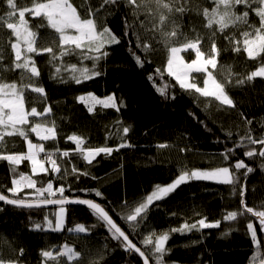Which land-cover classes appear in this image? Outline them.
Listing matches in <instances>:
<instances>
[{"label":"trees","instance_id":"trees-1","mask_svg":"<svg viewBox=\"0 0 264 264\" xmlns=\"http://www.w3.org/2000/svg\"><path fill=\"white\" fill-rule=\"evenodd\" d=\"M81 5L84 0H73ZM93 6H98L101 0H90ZM25 5L31 0H23ZM208 6L207 0H190L192 11L177 22L185 34L194 35L193 29L201 35H206L202 27L204 21L198 15L197 9ZM241 10H243L241 8ZM6 11V5L0 0V12ZM128 10L124 7L117 9L113 15L101 17L117 35H122L125 22L122 19ZM41 21L31 20L32 25ZM250 22L258 24V18L250 13ZM137 30L143 32L137 27ZM5 33L7 30L0 29ZM42 46L52 44L53 35L49 29H39ZM239 35L238 31L228 29L225 33L217 34V46L221 49L218 57V67L213 70L217 79H224L226 69H231L232 85L227 91L236 107L221 105L214 98L199 97L189 94L179 88L173 78L165 73L163 80L155 75L157 68L166 65L167 52L162 44H157L153 53L146 54L137 50L147 62L141 68L136 65L129 53V47H134L135 35L130 34L127 40L122 39L118 45H112L107 50L109 56L99 61L97 69L101 75L80 84L69 78L67 72H62L61 78H53L55 66L60 61L49 63L50 55L42 53L35 57L41 75L38 78L46 91V100L34 102L38 110L50 105L52 108L49 120H54L57 126V139L46 141V151L57 152L56 159L61 167V173L34 175L33 179L41 180L46 186L52 180L54 190L61 185L65 187L66 197H87L107 205L112 211L110 215L121 226L130 238L142 250L152 246L142 245V241L153 232L157 235L169 233L165 247L170 250L165 259L168 264H255L264 259V245L257 249L251 242L246 223L252 221L254 226L258 221L250 215L238 217L236 221H223L222 217L229 211L238 210L239 197L233 191L232 185L214 181L191 180L182 184L175 192L161 201L150 206L147 215L139 221L135 231L128 222L120 219L126 212L142 202L156 185L171 183L183 170H214L216 167L227 166L222 159V153L227 148H235L240 138L249 131L254 139L264 137V78L236 85V79H244L257 67L264 63V54L258 60H250L243 51H232V45L225 35ZM131 41V45L129 44ZM209 43L205 42V48ZM6 51L10 49L5 45ZM58 52V49H56ZM186 61L194 58V53H184ZM65 62L76 63L77 57H65ZM5 64L11 63V57L5 59ZM91 67L90 61H85ZM223 66V69L222 67ZM8 78L18 79L16 73H7ZM153 75V80H149ZM202 86V77L198 76ZM165 83L171 85L168 96H162L156 91ZM93 93L100 97L116 94L119 102L125 105L119 111L113 108L94 107L93 112L87 110L85 103L78 100L81 95ZM175 97L174 99L170 97ZM247 121H252L248 124ZM129 127L125 135L123 128ZM231 133V135H229ZM76 135L83 143L80 148L85 150L97 147H117L127 143L130 147L113 151L111 155L101 153L94 162L89 164L77 150V145L67 139ZM34 143H39L34 134H30ZM237 149L238 158L254 168L245 178L244 169L236 173L239 184L245 185V199L248 206L264 210V169L260 164L264 158L259 156L248 158L243 152L260 145H249ZM26 142L22 138H7V152H26ZM64 151L69 152L63 157ZM43 155V154H42ZM235 163V159L230 161ZM46 167L51 165L46 163ZM78 169L74 174L72 168ZM32 175L30 163L25 161L18 166V172ZM87 173V175H84ZM63 175V179L60 176ZM95 177V179H93ZM18 174L11 173L7 162L0 161V190L5 194L12 187L11 179ZM41 185L38 183L37 187ZM239 185H237V188ZM95 190L103 194V199L95 196ZM34 189H24L19 195L24 197L33 193ZM59 193L56 197L58 198ZM52 209H19L0 203V256L5 261L20 260V264H43L42 250H52L54 253L67 244L80 251L82 259L68 261L61 257V264H142L136 254H129L121 245L122 240L112 238L106 227L101 226L91 211L84 207H68L67 227L62 232L35 229V224L45 226L44 217L56 212ZM206 222L221 221L219 228L193 230L192 232L172 233L170 229L180 228L184 223H196L201 218ZM77 224L85 225V233L67 231ZM96 225V227H92ZM258 238L261 235L257 227ZM20 249L24 250L20 257ZM257 257L253 260V257ZM48 264H53L49 261Z\"/></svg>","mask_w":264,"mask_h":264},{"label":"snow or ice","instance_id":"snow-or-ice-1","mask_svg":"<svg viewBox=\"0 0 264 264\" xmlns=\"http://www.w3.org/2000/svg\"><path fill=\"white\" fill-rule=\"evenodd\" d=\"M3 3L6 5V11L0 12V29L7 30L8 39L5 41V33L0 32V161L7 162L11 173L18 174V178L11 179L12 187L7 189L10 195L0 190V202L29 209L48 205L59 206L58 211L51 214L54 217V223L48 215H45V226L35 224L37 230H50L57 233L62 232L66 227L65 205H86L101 226L106 227L111 233L113 239L122 240L121 247L125 251L142 258V264H168L165 259L166 254L170 252L165 247L166 241L169 240L168 233L157 235L153 232L141 242L144 246L152 247L142 250V247H138L137 243L129 238V234H126V231L113 219L110 215L112 210L107 205L92 199H69L64 195L63 185L54 190L52 180H48L45 186L43 181L33 179L34 175L41 173H61V167L55 158L59 149L56 152L46 151L43 143L57 139L55 121L47 119L52 114V108L46 105L42 110H38V106L34 103L41 101L42 98L46 100L45 88L38 83L41 70L37 66L35 57L48 53L49 63L60 61L59 66H55L53 78H61L60 74L67 72L72 81L80 84L100 76L102 73L97 69V65L100 60L109 56L107 49L112 45L120 44L122 39L127 40L132 34L135 35L136 42L134 47L130 46L128 50L137 66L143 68L147 62L146 56L142 58L137 54V50L150 54L156 50L157 44H162L167 52L166 65L163 68H157L155 75L163 80L166 73L168 77L175 80L180 89L189 94L214 98L221 105L235 108L236 105L227 91L229 85L233 83L231 69L224 70L227 72L224 79H217L213 72L218 67V57L221 53L216 37L218 33L223 34L228 29H234L238 31V36L233 33L224 37L232 45V51L237 53L243 51L248 59L254 61L261 58L264 54V0H207L208 6L197 9L198 15L203 18L202 27L206 30V35H201L193 29L192 36L185 34L177 22L192 11L190 0H101L98 6H93L90 0H84L81 5L74 4L73 0H31L30 6L25 5L23 0H3ZM120 7L128 10L122 16L126 30L122 35H117L101 21V17L113 15ZM250 13H254L258 18V24L250 22ZM37 18L41 22L38 25H32L31 20ZM137 27L143 32L138 31ZM42 28L51 30L50 35L54 34L52 44L49 46H42L39 43L42 39L39 29ZM206 41L209 43L207 48H205ZM131 43L129 41L130 45ZM5 45L10 52L6 51ZM181 53H194V58L186 61ZM8 56L11 57V63L5 64L4 61ZM65 57H77L79 66L76 63L65 62ZM85 61H90L91 67L85 64ZM221 67L223 69V66ZM7 73H16L18 79L10 80ZM198 76L202 77V86L198 82ZM258 77L264 78V63L251 71L246 78L236 79L235 84L242 85ZM148 79L155 83L153 75H149ZM61 81L66 82L62 78ZM169 87L171 85L165 83L157 87L156 91L167 97ZM78 100L86 104L90 113L94 111L96 105L113 108L116 111H119L122 106V101L118 103L115 94L101 99L93 93H88L78 97ZM247 123L251 124L252 121ZM129 131V127L123 128L125 135ZM30 134H34L40 142L34 143L29 138ZM14 137L22 138L26 142V152L6 153L7 138ZM67 139L77 145V150L89 164L101 153L111 155L113 151L130 147L127 143H121L115 148L108 146L90 148L85 154L84 149L80 148L83 143L81 137L72 135ZM245 141L249 145L261 146L258 152L256 148L245 150L243 152L245 157L264 158V137L254 139L249 131L240 138V143L236 144L235 148H227L221 154L227 166L216 167L211 171L183 170L166 186L156 185L142 202L131 207L120 219L137 222L131 225L135 231L139 221L147 215L150 206L168 197L182 184L191 180L214 181L232 185L233 191L239 197L238 210L227 212L222 217L223 221H236L238 217L247 219L249 215L254 217L258 225L254 226L252 221H248L246 229L250 233L252 244L257 249L261 248L264 245V210L248 206L245 199L247 189L245 185L239 184L236 175L239 170L244 169L242 175L246 178L254 171V168L246 164L243 159L238 158L237 149L246 147ZM62 156L68 157L69 152L64 151ZM233 159L235 163H230ZM25 161L30 163L32 175L18 172V166ZM46 163L51 167H46ZM260 167L264 169V161L261 162ZM72 172L76 174L78 169L73 167ZM60 179H63V175ZM38 183L40 187H37ZM237 185H239L238 188ZM24 189H34V192L21 197L19 194ZM57 193H59L58 198H49L56 197ZM95 196L103 199V194L99 190H95ZM206 220L205 217L196 223H184L180 228L170 229V232L183 234L193 230L219 228L221 225V221L206 222ZM257 227L261 233L259 238ZM67 231L85 233L90 229H86L83 224H77L68 228ZM23 253L24 250L20 249V257H23ZM82 255L80 251L67 244L55 253L52 250L41 251L43 264H48L49 261L53 264H61V257H66L68 261H79ZM256 258L254 256L252 259ZM0 264H20V260L5 261L0 256ZM90 264H98V262L91 261ZM260 264H264V259L260 260Z\"/></svg>","mask_w":264,"mask_h":264},{"label":"water","instance_id":"water-1","mask_svg":"<svg viewBox=\"0 0 264 264\" xmlns=\"http://www.w3.org/2000/svg\"><path fill=\"white\" fill-rule=\"evenodd\" d=\"M69 199H76V198H80V199H92V198H87V197H68ZM94 200V199H92ZM95 202L100 203L97 200H94ZM1 204H4L3 202H0ZM7 205V204H4ZM8 206H12V207H16L19 209H29V208H25V207H17V206H13V205H8ZM59 206L57 205H48V206H41L40 208H31V209H52V208H58ZM65 207H84L89 209L86 205H80V204H67L65 205ZM90 210V209H89ZM91 211V210H90ZM114 219V218H113ZM127 234V233H126ZM130 238V236H129ZM131 239V238H130ZM134 242V241H133ZM135 243V242H134ZM138 246V245H137ZM139 247V246H138ZM140 260L142 261V258H140ZM255 264H260V263H255Z\"/></svg>","mask_w":264,"mask_h":264},{"label":"rangeland","instance_id":"rangeland-1","mask_svg":"<svg viewBox=\"0 0 264 264\" xmlns=\"http://www.w3.org/2000/svg\"><path fill=\"white\" fill-rule=\"evenodd\" d=\"M181 55H183L184 56V53H181ZM186 60V59H185ZM87 95V94H86ZM95 95V94H94ZM96 97H98V98H101V99H103V98H106L107 96H105V97H100V96H97V95H95ZM115 96H116V94H115ZM117 97V96H116ZM118 98V97H117ZM118 103H119V100H118ZM122 105H125V103L124 102H122ZM88 150V149H87ZM87 150H85V154H86V152H87ZM98 157V156H97ZM96 157V158H97ZM96 158L92 161V162H94L95 160H96ZM87 161V160H86ZM88 162V161H87ZM23 163V162H22ZM198 170H202V171H211V170H203V169H198ZM188 171H191V170H188ZM167 185V184H166ZM166 185H160V186H166ZM59 208V207H58ZM58 208H57V210L56 211H58ZM66 208V227H67V221H68V207H65ZM85 226V225H84ZM65 227V228H66ZM65 230V229H64ZM74 233H76V232H74ZM169 234V233H168ZM167 242V241H166ZM166 244V243H165ZM64 259H66L67 260V258L66 257H64Z\"/></svg>","mask_w":264,"mask_h":264}]
</instances>
